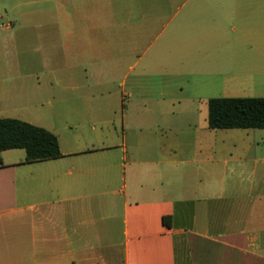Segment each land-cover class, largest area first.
Here are the masks:
<instances>
[{
    "label": "crops",
    "instance_id": "0c3cea01",
    "mask_svg": "<svg viewBox=\"0 0 264 264\" xmlns=\"http://www.w3.org/2000/svg\"><path fill=\"white\" fill-rule=\"evenodd\" d=\"M214 98H264V0L2 5L0 119L62 156L0 152V264H264V129Z\"/></svg>",
    "mask_w": 264,
    "mask_h": 264
},
{
    "label": "trees",
    "instance_id": "16d2710c",
    "mask_svg": "<svg viewBox=\"0 0 264 264\" xmlns=\"http://www.w3.org/2000/svg\"><path fill=\"white\" fill-rule=\"evenodd\" d=\"M210 129H264V98H214L209 101ZM24 149L26 161L62 156L52 132L17 119H0V152Z\"/></svg>",
    "mask_w": 264,
    "mask_h": 264
},
{
    "label": "rangeland",
    "instance_id": "374dc122",
    "mask_svg": "<svg viewBox=\"0 0 264 264\" xmlns=\"http://www.w3.org/2000/svg\"><path fill=\"white\" fill-rule=\"evenodd\" d=\"M9 1H11V0H0V7L2 6V5H4V4H7ZM1 13H3V14H5V10H1Z\"/></svg>",
    "mask_w": 264,
    "mask_h": 264
}]
</instances>
